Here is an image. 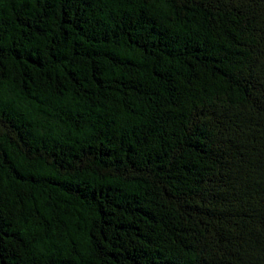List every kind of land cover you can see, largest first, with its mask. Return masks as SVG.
<instances>
[{
  "label": "trees",
  "instance_id": "trees-1",
  "mask_svg": "<svg viewBox=\"0 0 264 264\" xmlns=\"http://www.w3.org/2000/svg\"><path fill=\"white\" fill-rule=\"evenodd\" d=\"M0 264H264V0H0Z\"/></svg>",
  "mask_w": 264,
  "mask_h": 264
}]
</instances>
